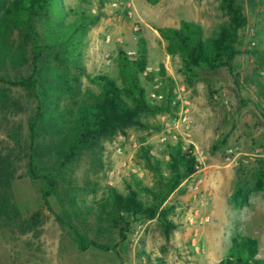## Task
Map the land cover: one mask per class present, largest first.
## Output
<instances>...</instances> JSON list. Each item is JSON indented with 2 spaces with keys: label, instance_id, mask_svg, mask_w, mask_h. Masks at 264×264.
Segmentation results:
<instances>
[{
  "label": "rangeland",
  "instance_id": "1",
  "mask_svg": "<svg viewBox=\"0 0 264 264\" xmlns=\"http://www.w3.org/2000/svg\"><path fill=\"white\" fill-rule=\"evenodd\" d=\"M254 1L256 19L239 30L233 72L220 68L187 77L181 59L166 52L167 41L156 28H178L182 20H192L202 26L206 37L212 36L228 20L220 0H63L68 9L100 13L84 38L82 63L87 74L107 75L122 87L120 54L133 56L142 38L148 63L141 80L147 93L154 79L145 78L154 73L161 81L154 70L162 66L172 79L176 109L164 116H142L147 128L132 127L126 136L103 139L102 151L85 152L69 164L62 171L57 196L48 199L49 210L40 183L27 176V122L33 104L23 92L0 84V264H218L236 235L255 239L258 256L264 259V194L255 190L256 180L264 175V157L254 156L256 149L264 148V101L249 81H264V68L246 52L259 43L264 25V6ZM249 2L237 0L246 16ZM27 73V67L0 69L1 76L10 78ZM82 81L98 92L85 77ZM161 85L166 87L163 81ZM174 91L188 102V123L177 127L170 125L181 109ZM167 130L176 135L175 140ZM163 135L169 136L164 142ZM178 139L194 146L200 167L166 202L174 207L169 218L176 229L166 238L156 220L145 221L135 240L138 223L131 221L121 240L118 226L105 215L112 190L126 194L129 183L136 182L153 187L155 176L145 166L140 147H148L166 172L167 146ZM228 149L233 150L230 156ZM196 181L205 197L203 207L193 196ZM238 186L249 193L244 206L231 199ZM140 197L147 200L144 193ZM69 226L116 249L104 252L90 247L80 252Z\"/></svg>",
  "mask_w": 264,
  "mask_h": 264
},
{
  "label": "trees",
  "instance_id": "2",
  "mask_svg": "<svg viewBox=\"0 0 264 264\" xmlns=\"http://www.w3.org/2000/svg\"><path fill=\"white\" fill-rule=\"evenodd\" d=\"M249 3L246 16L237 0H220V9L228 20L212 36L206 37L202 26L192 20H182L178 28L158 27L156 31L167 41L166 52L181 59L187 77L194 76L195 71L212 72L220 68L233 72V60L239 54V30L256 19L253 13L256 3L254 0ZM258 3L264 6V0ZM69 16H73L71 21ZM99 18L100 13L68 9L63 0H0V69L28 68L27 74L14 78L0 75V84L23 92L33 104L27 122V176L40 183L47 209L49 197L57 196L63 169L79 160L83 153L102 151L103 139L126 136L129 128H147L142 116L163 115L176 109L172 105V79L162 66L157 73L166 84L161 88L162 99L153 101L148 97L141 80L148 63L142 38L133 56L120 54L122 87L107 75L87 74L82 63L84 38L88 27ZM261 34L259 43L246 52L258 67L264 68V25ZM83 77L98 92L84 87ZM154 77L151 73L145 80L152 81ZM249 81L264 101V81L256 78ZM139 152L155 176L154 186L136 182L129 183L126 194L112 190L110 210L105 215L113 226H118L121 240L126 238L131 221L151 220L160 224L168 238L176 225L169 218L174 207L166 202L184 180L199 170L194 146L181 139L168 145L166 172L148 147H140ZM255 190L264 194V175L256 180ZM141 193L146 195V201L141 199ZM248 197L247 190L238 186L231 199L235 205L244 206ZM69 229L80 252L90 247L104 252L116 249L88 239L70 226ZM258 255L255 239L236 235L218 264H264Z\"/></svg>",
  "mask_w": 264,
  "mask_h": 264
},
{
  "label": "built area",
  "instance_id": "3",
  "mask_svg": "<svg viewBox=\"0 0 264 264\" xmlns=\"http://www.w3.org/2000/svg\"><path fill=\"white\" fill-rule=\"evenodd\" d=\"M128 7L130 8V4H126V8H128ZM129 15H130V12H129ZM133 29L135 31H137V27H134ZM252 34H253V32H252ZM154 72L158 73L159 68L155 69ZM161 88H162L161 81H159L157 76H156L154 78L152 85H151V88L148 92L149 99H151L153 101L161 100L162 99ZM174 95H176V99L180 102L181 109L176 114L175 117L171 118L170 125L173 127H177L180 123H185V124L188 123V117H189V115H188V102L186 100H184V98H182L181 95L177 91H174ZM162 116H164V115H162ZM168 125H169V123H167L165 126H168ZM167 135H170V138H172L174 140L176 139V135L172 134L170 132V130H167ZM167 135L162 136V138H161L162 142L167 140V138L169 137ZM134 146H136L135 143H134ZM227 153H228V156H230V155H232L233 150L228 149ZM254 156L255 157H264V148L256 149ZM192 192H193L194 199H197V203L199 204V206L203 207L206 204V201H205L204 194L202 193V191L200 189V181H196L193 183ZM204 219L207 220V217H205ZM144 228H145V225L143 223H138L136 225V229L133 233V237L135 240L139 239L142 232L144 231Z\"/></svg>",
  "mask_w": 264,
  "mask_h": 264
}]
</instances>
